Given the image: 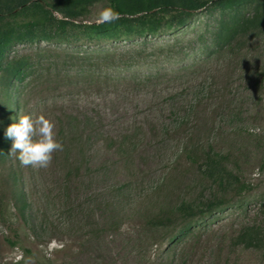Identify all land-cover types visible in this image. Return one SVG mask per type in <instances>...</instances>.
I'll return each mask as SVG.
<instances>
[{"label": "rangeland", "instance_id": "obj_1", "mask_svg": "<svg viewBox=\"0 0 264 264\" xmlns=\"http://www.w3.org/2000/svg\"><path fill=\"white\" fill-rule=\"evenodd\" d=\"M106 6L91 1L73 21ZM170 15L155 29H72L9 48L21 75L0 103L9 96L16 123L45 114L63 150L48 168L22 166L12 140L0 150V264L26 248L29 264H264V0L211 1L182 24ZM206 152L222 161L212 176ZM216 199L194 220L150 223Z\"/></svg>", "mask_w": 264, "mask_h": 264}, {"label": "trees", "instance_id": "obj_2", "mask_svg": "<svg viewBox=\"0 0 264 264\" xmlns=\"http://www.w3.org/2000/svg\"><path fill=\"white\" fill-rule=\"evenodd\" d=\"M94 0H0V90H8L12 85L11 79H18L21 71L18 64L6 62L5 57L9 48L21 40H33L42 37L52 40L53 38L67 34L72 29L90 32L94 34H105L120 28H130L132 24L140 27L147 26L155 29L160 24V15L171 13V21L182 24L186 17L194 11L205 7L213 1L216 5H229L234 0H108L109 6L120 13L121 18L111 24L76 23L83 5ZM57 14H60L58 16ZM16 123L14 105L9 101V96L0 103V150L8 147L9 139L6 135L8 126ZM222 161L214 158L211 152L204 155L206 172L212 176L221 170ZM240 184L238 178H234ZM16 180V178H15ZM15 184V183H14ZM15 199L19 203L18 209L21 214H26L27 203L22 194L15 192ZM220 199L208 201L201 205L190 202H181L166 211L153 213L150 223L155 227H170L177 219L194 220L210 212L218 204ZM31 216V212L27 210ZM174 238V237H173ZM246 244H251L255 237L247 234L241 238ZM173 240V239H172ZM8 241L14 245L17 241ZM18 260L13 264H29L27 258H32L30 249H24ZM37 264H54L45 260Z\"/></svg>", "mask_w": 264, "mask_h": 264}, {"label": "clouds", "instance_id": "obj_3", "mask_svg": "<svg viewBox=\"0 0 264 264\" xmlns=\"http://www.w3.org/2000/svg\"><path fill=\"white\" fill-rule=\"evenodd\" d=\"M121 18L120 13L111 6L101 9L96 18L97 24H111ZM55 123L42 112L23 114L18 123H12L6 135L12 140L9 155L18 159L22 166L48 168L53 160V153L63 150L62 141L58 140Z\"/></svg>", "mask_w": 264, "mask_h": 264}]
</instances>
